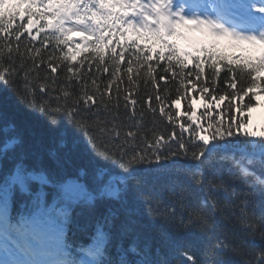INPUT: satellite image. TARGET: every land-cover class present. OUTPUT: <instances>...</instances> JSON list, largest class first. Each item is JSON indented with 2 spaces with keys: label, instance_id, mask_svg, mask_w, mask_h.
<instances>
[{
  "label": "snow or ice",
  "instance_id": "snow-or-ice-1",
  "mask_svg": "<svg viewBox=\"0 0 264 264\" xmlns=\"http://www.w3.org/2000/svg\"><path fill=\"white\" fill-rule=\"evenodd\" d=\"M81 53L89 55L73 63ZM57 59L67 62L63 81L54 76ZM85 61L105 73L111 65L103 92L88 90ZM45 62L52 75H39ZM122 63L129 74L134 64L144 69L152 88L146 99L130 89L121 96L119 87L109 95ZM197 89L198 101L190 96ZM257 89L264 91V0H0V96L11 92L50 125L63 122L75 149L66 150L63 139L52 148L21 138L14 126L0 129V264H170L150 258L147 238L156 228L198 230L215 257L208 264H238L237 256L247 257L239 264H264V130L234 114L255 106L249 94ZM205 96L226 101L225 110L213 115L205 104L197 122ZM145 104L168 126L137 119ZM181 157L191 164L178 167ZM214 160L220 167H211ZM225 162L231 167L223 169ZM232 168L247 192L233 187ZM181 170L190 183L172 175ZM224 212L243 224L252 246L242 251L229 242ZM79 219L91 228V243L73 252L66 234ZM173 247L174 264H200Z\"/></svg>",
  "mask_w": 264,
  "mask_h": 264
},
{
  "label": "trees",
  "instance_id": "trees-1",
  "mask_svg": "<svg viewBox=\"0 0 264 264\" xmlns=\"http://www.w3.org/2000/svg\"><path fill=\"white\" fill-rule=\"evenodd\" d=\"M27 34H25L26 36ZM115 40H119V38H114ZM121 44L123 46H127V43L125 41H122ZM39 42H33L31 47H38ZM29 47V41L22 37L21 41V52H24L26 48ZM143 47V45H141ZM47 50H45L42 55L47 57ZM89 54L81 53V56L77 57V61L73 63H78L84 57L88 56ZM28 57L25 56V60H27ZM107 60V56L105 57ZM19 62V61H18ZM56 63L61 65V68H58L57 73L54 74L55 78L57 80L63 81L65 80V73L62 71L63 66L67 63L66 61L57 59ZM41 71L39 72V75L44 76L46 73L52 75L50 73V69L47 67V63L41 64ZM109 72L105 73L102 70L97 71L96 70V63L95 61H92V69H88V61H85L84 67H83V76L85 79H87L88 84L87 88L89 91L94 90L97 86L99 87V90L101 92L104 91V86L107 84L108 80L107 77L110 76L111 71L113 70L111 65H108ZM160 74L158 71L156 73H153V75ZM117 76L120 77V80H117L114 82L112 89L109 93L113 98L116 94V88L119 87L121 89V96H123L124 89H130L131 93L133 94L134 98L140 100V99H146L147 94L152 91L151 85L147 84L148 76L145 74L144 69H138V67L134 64L133 65V73L129 74L126 71V65L121 64L120 65V71L117 73ZM129 76L132 77V84L128 83ZM34 78V77H33ZM95 78L96 84H92V79ZM165 85V81H160V86L163 88ZM239 86V85H238ZM246 86V85H245ZM13 87H16V85H13ZM226 85L221 81L219 83V88L224 89ZM175 88L176 84L172 82L170 75L167 81V89L168 94H170L173 98L175 97ZM70 90V89H69ZM259 90V89H257ZM260 91V90H259ZM264 92V91H261ZM250 96L253 97L252 103L255 105L257 101L256 93H250ZM191 97H194L197 101L200 97V92L197 89L196 91L192 92L190 94ZM108 97L105 96V99ZM249 97H245V102H247ZM224 103L217 104L216 101H211L207 96H205V101L202 103H198L196 105V116H197V122H200V117L202 113L205 112V104H209L213 107V115H216L215 109H219L220 111L225 110V104ZM234 103H239L238 101ZM181 112L183 113L186 110V102L182 101L181 105L179 106ZM137 108H140V105H137ZM142 115L140 112L137 113V119H139L142 123L146 124L148 128L153 127V124L160 130H163L166 126H168V122L166 120L161 121L158 117V114L154 116L147 107V104L144 105L142 110ZM124 109L123 107L120 108V116L123 117ZM238 120H241L249 125L250 128L253 130H264V118L260 120L256 125L252 124L249 116V110L243 109L242 112H235ZM227 116L224 117L225 120H227ZM183 119H186V117H183ZM6 126L12 127L14 126L16 130L18 131L21 138L28 140V141H38L42 142L44 146L46 147H58L61 144V140L63 139L64 146L66 150L75 151L73 148V145L68 138V134L66 130L63 127V122L57 123L55 125H50L47 119L41 115L39 112H34L30 109H28L25 104L19 102L15 95H13L11 92L8 94L7 98H4L3 96H0V129L5 128ZM12 134V133H10ZM0 139H3L2 135H0ZM75 163L77 164H88L89 161L87 159L82 158H76ZM191 164L190 161H185L183 157L180 158L179 166L181 169H183L186 166H189ZM212 168L220 167L219 164L216 163L214 160L212 165ZM231 165L228 163L223 164V169L230 168ZM232 172L236 173L237 179L233 183V187L236 188L237 191H243L247 192L249 189L247 188V185L244 183H241L239 177V174L235 168H232ZM173 176H179V178L184 181L185 183H190V175L189 173L181 170L177 172L172 173ZM225 180H229V174L227 171L223 172ZM164 181H161V184H163ZM226 201L221 198V207L226 206ZM163 207V205H162ZM144 212L147 211L146 207L143 209ZM256 211L258 212L259 209L257 208ZM251 215V213H249ZM224 224L227 225L229 229V242L237 245L241 248V250H245L247 247L252 246V240L250 238H246V234L242 231L243 224L240 223L236 217L229 215L227 212H224L223 216ZM172 238L177 239L180 241L179 244H183L186 249L190 251V253L193 255L194 259L200 262V264H208V262L212 261L215 257L212 255V251L210 246L207 244L206 241L202 240L200 238L199 231L196 230L195 234H189L185 232L184 230H181L179 232L177 231H163L159 228L152 229L148 233L147 238V245L148 248L151 247L152 250L160 249L165 245L166 242L170 240L172 241ZM140 240L145 243L144 237H141ZM262 244V241L259 239V234H257V237L255 239V245L260 246ZM247 257H241L237 256L234 257V259L238 262L241 259H246Z\"/></svg>",
  "mask_w": 264,
  "mask_h": 264
},
{
  "label": "rangeland",
  "instance_id": "rangeland-1",
  "mask_svg": "<svg viewBox=\"0 0 264 264\" xmlns=\"http://www.w3.org/2000/svg\"><path fill=\"white\" fill-rule=\"evenodd\" d=\"M259 103L252 109V117L255 118L254 121L257 122L258 114L261 118L264 116V95H259Z\"/></svg>",
  "mask_w": 264,
  "mask_h": 264
}]
</instances>
